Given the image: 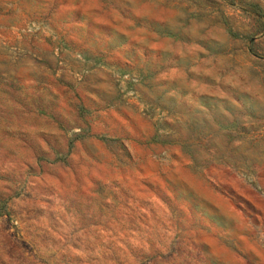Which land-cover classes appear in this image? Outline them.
Wrapping results in <instances>:
<instances>
[{
    "label": "rangeland",
    "instance_id": "obj_1",
    "mask_svg": "<svg viewBox=\"0 0 264 264\" xmlns=\"http://www.w3.org/2000/svg\"><path fill=\"white\" fill-rule=\"evenodd\" d=\"M0 264H264V0H0Z\"/></svg>",
    "mask_w": 264,
    "mask_h": 264
}]
</instances>
